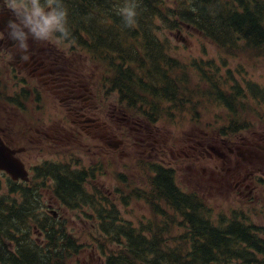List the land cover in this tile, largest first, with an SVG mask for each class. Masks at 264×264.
<instances>
[{"label":"rangeland","instance_id":"1","mask_svg":"<svg viewBox=\"0 0 264 264\" xmlns=\"http://www.w3.org/2000/svg\"><path fill=\"white\" fill-rule=\"evenodd\" d=\"M103 3L106 6L97 5V8H103L105 12L111 10L110 0ZM102 14L103 11L99 10L95 16V23L87 22L81 27L86 30L88 36H96L90 32V29L103 31L102 27L107 21ZM111 21L112 19L108 18V22ZM158 25L159 30L156 31V36L170 51V55L178 56L181 59L177 60L181 65L186 63L187 65L194 64L196 69L206 68L212 71L217 69L216 74L208 72L207 75L224 81L227 84L226 89L234 85V82L242 88L240 99L234 102V108L237 110L232 112L233 114H230L228 109L223 104L216 102L213 97L199 96L207 94L210 88L195 92L197 97L193 98L190 104L176 107L177 116L175 119L172 117L173 105H161L162 110L168 111V116L161 111L152 114V107H156L155 103L160 99L151 96L152 92L148 88L136 89L140 84L147 85L146 77L143 79L131 76L134 84L132 93L137 96L138 100L133 106L134 108H130L138 112L148 109L149 115L148 120L144 115H140L137 121H132L131 116L128 115L129 109H123L122 112L126 114V120L124 122L113 121L114 126L111 129L114 133H118L121 126L131 129V132L126 135L128 141L122 144L123 147L118 153L111 152L98 140L77 133L72 134L75 131L74 128L68 127V135L58 144L44 141L40 145L29 148L34 150L33 153L27 152L26 154L24 152L21 156L31 160L35 166L46 161L66 162L72 159L78 164L79 170H85L87 173L89 171L91 174V178L86 181L85 188L96 200L95 209L99 208L98 202L105 208H108V204L117 202V210L122 219L154 220L153 223L139 226L136 230L158 224L146 201L138 199L142 195L150 193L148 187L150 175L146 173L148 172L147 165L161 162L174 169V182L180 191L198 196L213 224H219V222L225 224L233 218L244 217L247 220L245 224L258 227L261 231L258 235L264 238V189H260L257 199L254 198L252 202H248L245 197L237 195L231 173L226 176L218 158L203 157V153L194 148V143L187 144L191 138L199 134H203L209 141L236 139L238 133L232 137H222L220 132L234 134L241 125H243L241 131L248 130L251 134H256L258 130L262 129L264 126V59L245 49L239 52L223 50L202 37L195 29L184 26V24H180L171 32L167 29L165 31L161 24ZM97 35L100 38L110 39L106 36V31H103L102 35ZM83 42H87V39L80 35L72 41V45L79 50V53L74 54L73 57H67L66 65L70 69L79 65L86 80L92 84L100 80L104 82V76L109 70H105L103 73L100 66L103 63H109L110 59L114 61L118 55L111 53L110 56H104L103 54L102 58H98L97 62L93 63L89 60L90 56L80 49ZM131 43L133 42H124L123 44L125 47L123 54L128 57L132 53V48H129ZM132 63L139 69L138 58L132 60ZM117 66H119L117 60L109 65L113 73L117 71ZM118 74L119 77L120 73ZM228 75H232L230 79H228ZM192 77L185 75L186 79ZM242 79L257 85L258 90L250 94L246 87H242ZM153 84H157V82ZM192 85L199 87L198 78L192 82ZM219 87H221V83H219ZM157 89L160 93V88ZM42 101L44 102L42 106L45 110V118L53 123L61 114L60 106L57 102L53 103L51 98H42ZM221 105L224 110L219 109ZM113 112L112 108L109 115ZM0 115L6 121L9 129H12L11 132L15 138L13 136L11 138L14 143L18 144L17 147L22 144L27 147L28 138L38 142L37 144L41 143L39 138L33 134L29 135L30 131L24 132L19 129L26 122L20 120L21 117L16 109L0 105ZM40 116V114L36 115V117ZM112 118L115 120L114 115ZM243 135L241 134L240 137ZM116 140L119 142L118 137ZM242 153L247 156L243 150ZM241 170L242 174L253 176L261 173L264 176V166L256 161L249 164L247 160ZM0 182L2 184L0 196L10 199L9 187L1 174ZM52 189L53 183L48 180L46 185L39 189L40 205L34 206H42L39 215L45 218L46 223L60 222L79 244L80 248L68 263L104 264L105 257L110 255L107 250L116 252L118 246L109 239L104 240L98 234L99 225L94 208L89 206L80 209L63 208L54 196ZM127 206H130L131 210L126 209ZM159 208L166 215L173 216L172 211L166 206L159 205ZM51 212H56V216H53ZM176 219L178 220V218ZM42 227L45 225H33V232L30 234L32 242L36 243L43 239ZM184 232V229L175 227L171 235L176 236ZM0 245L3 246L2 243ZM106 247L107 250H105Z\"/></svg>","mask_w":264,"mask_h":264},{"label":"trees","instance_id":"2","mask_svg":"<svg viewBox=\"0 0 264 264\" xmlns=\"http://www.w3.org/2000/svg\"><path fill=\"white\" fill-rule=\"evenodd\" d=\"M105 1L65 0L72 36L77 35L85 23H95V16L101 10L107 21L102 30L108 38L137 41L134 49L147 51L145 57L150 62V73L155 72L153 83L157 81L161 90L157 93L158 90L148 83L136 88H148L152 96L160 99L161 102L155 103L153 114L161 111L168 116V111L161 109L162 104L173 105L175 109L190 104L196 97L187 80L181 77L184 69L175 66L164 46L157 41L159 23L169 31L184 24L223 50L239 52L244 47L264 59V0H135L138 22L129 28L123 27L116 14L127 0H110L112 8L108 12L97 8V5L106 6ZM108 18L112 21L108 22ZM103 31L90 29L96 34L94 42L101 48L103 39L97 34L102 35ZM129 48H133L132 44ZM104 51L120 57L117 66L120 76L115 87L120 93V101L126 107H133L138 98L132 93L131 57L123 54L120 42L106 46ZM178 70L182 71L180 76L175 75ZM246 85L250 92L254 91L252 85ZM217 96L226 107H233L231 95ZM155 172L151 183L154 195L147 197V202L160 219L157 225L136 230L119 218L114 206L95 209L102 220V237L118 246L116 252L106 247L110 254L107 255L108 264H264V240H260L252 228L241 223H229L222 228L213 226L201 203L178 189L170 170L157 167ZM35 179H41L40 188L51 180L54 196L66 208H95L96 201L85 189L86 171L51 164L39 169ZM7 182L11 198L0 196V243L4 244L0 248L8 252L4 253L7 255L4 264H67L78 249L77 241L60 222L46 223L39 215L42 206L34 205H40V188L37 189L33 181L14 183L7 179ZM156 202L170 205L173 216L161 211ZM34 224L45 225L41 229L44 237L36 243L30 239ZM175 227L187 228L186 237L183 234L172 236Z\"/></svg>","mask_w":264,"mask_h":264},{"label":"flooded vegetation","instance_id":"3","mask_svg":"<svg viewBox=\"0 0 264 264\" xmlns=\"http://www.w3.org/2000/svg\"><path fill=\"white\" fill-rule=\"evenodd\" d=\"M10 19L13 17L0 0V30L6 28ZM66 55L67 52L64 47L30 41L27 59H24L10 41L7 39L0 41V72L10 71L13 75V81H19L18 84L21 86L33 87L36 92L37 90L40 91L38 96L41 98L50 97L53 89H56L57 94H62L58 101L62 108L61 115L53 123H49L47 120L33 123L28 120V123L20 129L24 132L34 130L40 137L58 141L67 136L68 127H71L75 130L72 134H84L86 137L100 141L112 152L119 151L121 143L117 142V135L110 129L105 120V113L101 110L102 95L88 87L78 68H68L65 60ZM25 100L31 103L36 102L37 96L31 94ZM112 108L114 112L109 115L111 121L122 122L126 120V114L118 109L115 104L110 106L109 114ZM28 110V108H24V112H29ZM112 115H114L115 120ZM7 131H10L9 127L0 115V137L11 145V140L7 138ZM30 143L32 142L30 141ZM242 146L246 147L249 158H255L264 165V146L256 144L254 145L255 149L254 146L246 145L242 139L234 148V145L225 142L220 148L226 156L223 165L227 166V174L232 170L231 164L237 161L238 157H241L242 160L245 159L239 152ZM235 150L238 152L235 153ZM212 153L216 154V148H213ZM236 164L238 167V162ZM235 187L237 188V186Z\"/></svg>","mask_w":264,"mask_h":264},{"label":"clouds","instance_id":"4","mask_svg":"<svg viewBox=\"0 0 264 264\" xmlns=\"http://www.w3.org/2000/svg\"><path fill=\"white\" fill-rule=\"evenodd\" d=\"M11 14L6 28L0 30V41L7 39L17 52L27 59L31 42L53 44L63 47L73 40L70 29L69 9L65 0H2ZM123 27L137 24V4L127 0L117 9Z\"/></svg>","mask_w":264,"mask_h":264},{"label":"water","instance_id":"5","mask_svg":"<svg viewBox=\"0 0 264 264\" xmlns=\"http://www.w3.org/2000/svg\"><path fill=\"white\" fill-rule=\"evenodd\" d=\"M15 152L0 139V171L8 174L12 180H28V172L24 165L14 157Z\"/></svg>","mask_w":264,"mask_h":264},{"label":"bare ground","instance_id":"6","mask_svg":"<svg viewBox=\"0 0 264 264\" xmlns=\"http://www.w3.org/2000/svg\"><path fill=\"white\" fill-rule=\"evenodd\" d=\"M135 34H136V33H135ZM122 62H123V61H122ZM122 62H121V63H122ZM122 64H123V63H122ZM126 66H128V65H126ZM128 67H129V66H128ZM139 94H140V93H139ZM143 95H144V94H143ZM151 96H152V95H151ZM144 98H145V97H144ZM199 224H200V223H199ZM235 227H236V226H235Z\"/></svg>","mask_w":264,"mask_h":264}]
</instances>
